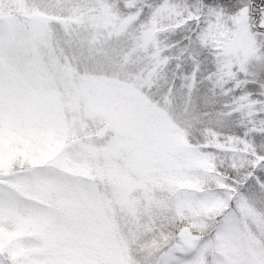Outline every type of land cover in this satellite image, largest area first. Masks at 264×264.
Returning <instances> with one entry per match:
<instances>
[{
    "label": "snow or ice",
    "instance_id": "snow-or-ice-1",
    "mask_svg": "<svg viewBox=\"0 0 264 264\" xmlns=\"http://www.w3.org/2000/svg\"><path fill=\"white\" fill-rule=\"evenodd\" d=\"M0 264H264V0H0Z\"/></svg>",
    "mask_w": 264,
    "mask_h": 264
},
{
    "label": "rangeland",
    "instance_id": "rangeland-1",
    "mask_svg": "<svg viewBox=\"0 0 264 264\" xmlns=\"http://www.w3.org/2000/svg\"><path fill=\"white\" fill-rule=\"evenodd\" d=\"M96 55L97 56H101L102 55V52L101 51H97Z\"/></svg>",
    "mask_w": 264,
    "mask_h": 264
}]
</instances>
